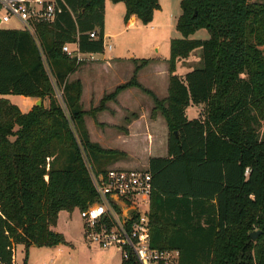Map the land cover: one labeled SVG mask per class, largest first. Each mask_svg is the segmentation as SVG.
Segmentation results:
<instances>
[{
	"label": "trees",
	"instance_id": "trees-1",
	"mask_svg": "<svg viewBox=\"0 0 264 264\" xmlns=\"http://www.w3.org/2000/svg\"><path fill=\"white\" fill-rule=\"evenodd\" d=\"M110 1L125 4L126 23L135 15L148 25L161 10L159 0ZM56 2L62 12L52 23H35L34 33L0 29V96L49 100L28 113L0 100V264H11L13 245L28 251L65 244L53 230L60 213L94 204L91 174L104 175L127 156L91 141L82 83L70 79L82 61L63 52L77 44L83 54L104 53L106 0ZM180 6L176 29L183 37L171 40L168 97L139 84L138 72L152 60L134 59L133 78L89 114L136 88L154 100L152 116L161 112L166 121L168 156L149 160L153 247L179 250L178 264H264V3ZM199 30L209 38H188ZM196 50L202 67L177 75ZM190 106L202 107L199 118H188Z\"/></svg>",
	"mask_w": 264,
	"mask_h": 264
},
{
	"label": "crops",
	"instance_id": "crops-1",
	"mask_svg": "<svg viewBox=\"0 0 264 264\" xmlns=\"http://www.w3.org/2000/svg\"><path fill=\"white\" fill-rule=\"evenodd\" d=\"M161 10L155 12L154 19H157V14L160 13ZM125 15L126 6L124 3L114 4L110 0H106L104 43L106 39L119 35L117 32L122 30L124 26L125 28H137L142 24L135 15H132L126 23L124 21ZM3 24L4 23H2L0 19V29L23 30L20 27H6ZM105 53L106 48H104L103 54H95V56H104ZM87 58L88 57H85V59ZM99 60H101L99 63L84 64L79 68L76 74L71 75L70 77L72 81L80 80L82 83L83 91L81 103L84 111L88 113L85 117V123L90 134V139L104 149L119 150L129 155L128 159L117 162L114 166H121L120 168H134L143 162L145 163L143 169L149 170V160L151 158H165L168 156L169 131L166 121L160 115L161 113L158 114L160 115L158 116V121L151 120L150 114L155 107L154 100L136 88H130L120 93L116 101L107 103L106 109L98 112L95 117L90 115L89 112L98 108L106 95L112 94L118 87L128 83L133 78L136 68L135 63L133 62L134 59H132L131 62H127L126 69L129 79H124L120 81V83H116L110 92L105 89L98 92V77L103 75V72L105 71L104 68L108 70L117 69L124 63L123 58L115 57V55H109L107 58L103 57ZM147 75L150 77L148 81L150 87H148L145 83L146 81H144V77ZM169 76V64L154 60L138 72L137 80L142 87L154 93L158 99L163 100L168 97ZM11 96L12 95L0 96V99H7L12 103ZM132 96L134 99L138 100V102H142L143 105L145 104L151 111H144L142 108V111L138 110V114H136V104L134 103L132 106L131 103H129L130 99H128ZM19 97V104L21 103L22 105L17 106L23 113H28L34 106H36L38 100H41L42 105L46 108L49 105L48 99L42 100L24 96ZM201 111V106H190L187 110V116L190 120L199 118ZM157 125L161 128L154 129ZM155 130L158 133H156ZM152 132H154V137L152 136ZM151 137H153L152 141ZM199 210L203 211L202 215L200 214L199 217L203 222L206 221L208 219V214L205 212V208L202 207L199 208ZM199 210L196 212V210L192 209V215L200 213ZM172 215L175 216V213L172 212ZM53 230L55 231V228Z\"/></svg>",
	"mask_w": 264,
	"mask_h": 264
},
{
	"label": "built area",
	"instance_id": "built-area-1",
	"mask_svg": "<svg viewBox=\"0 0 264 264\" xmlns=\"http://www.w3.org/2000/svg\"><path fill=\"white\" fill-rule=\"evenodd\" d=\"M56 0H0L2 23L16 19L34 33V24L52 23L62 12ZM97 39V32L90 33ZM104 48L106 44L104 43ZM112 50V46H109ZM63 52L82 61H95V54L81 53L77 44H66ZM97 201L81 210L85 240L99 249H116L122 264H178L180 251L152 245L151 206L153 176L147 169L111 168L106 174H91ZM11 264H16L17 246L11 247Z\"/></svg>",
	"mask_w": 264,
	"mask_h": 264
},
{
	"label": "rangeland",
	"instance_id": "rangeland-1",
	"mask_svg": "<svg viewBox=\"0 0 264 264\" xmlns=\"http://www.w3.org/2000/svg\"><path fill=\"white\" fill-rule=\"evenodd\" d=\"M250 1L264 3V0ZM180 3L181 0H160L162 10L157 14V19L153 18L150 24H141L137 28H125L124 26L122 30L117 32L119 35L106 39V53L104 56H96L98 59L97 61H92L88 58L82 60L81 66L87 63H99L101 62L99 59L103 57L107 58L109 55H115V57L124 59V63L117 69L108 70L104 68L105 71L103 75L98 77V92L102 89L110 92L116 83H120V81L124 79H129V76H127L126 63L129 61L131 62L132 59L157 60L168 64L171 40L183 37L176 29V20L181 14ZM2 15L3 12L0 11V19ZM3 25L6 27H20L23 29V25L16 19H12L9 23H4ZM188 38L191 40H206L209 38V34L206 30H199L189 35ZM110 45L112 46V50H109ZM200 54L201 51L196 50L188 59L180 62L177 67V75L185 76L187 72L202 67ZM78 70L79 69L72 75L76 74ZM149 79V75L144 77V81H146L145 83L148 87H150L148 82ZM11 98L12 104L16 103L14 104L16 106L22 105L21 103L19 104V96L12 95ZM128 99H130L129 103H131L132 106L134 103L136 104V108L134 107L135 112L138 110L142 111V108L144 111H151L145 104L144 106L142 102L140 103L138 100L134 99L133 96ZM160 113L161 112H158L152 116L151 112V120L158 121V116L160 115L164 118ZM136 114H138V112ZM160 128L161 127L157 125L154 129ZM155 132L158 133L156 130ZM152 136L154 137V132H152ZM153 137H151V141ZM128 157L129 155L121 158L120 161H124L128 159ZM114 165L115 164L107 166V169L121 167ZM144 167L145 163L142 162L139 166L134 168L143 169ZM55 231L64 236L66 241L65 244L57 247H31L28 251H26L23 245H18L16 264H122L121 256L116 249L111 248L104 250L87 244L85 240L84 224L81 218V210L79 209H76L72 213L62 212L59 215Z\"/></svg>",
	"mask_w": 264,
	"mask_h": 264
},
{
	"label": "water",
	"instance_id": "water-1",
	"mask_svg": "<svg viewBox=\"0 0 264 264\" xmlns=\"http://www.w3.org/2000/svg\"><path fill=\"white\" fill-rule=\"evenodd\" d=\"M42 105V101L41 100H38V102L36 103V106H41ZM260 232L259 231H255V232H252L250 234L251 238L252 239H255L256 236L259 234Z\"/></svg>",
	"mask_w": 264,
	"mask_h": 264
}]
</instances>
